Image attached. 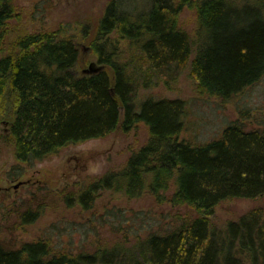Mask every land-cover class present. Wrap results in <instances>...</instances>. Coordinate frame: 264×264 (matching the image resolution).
Wrapping results in <instances>:
<instances>
[{"label": "trees", "instance_id": "obj_1", "mask_svg": "<svg viewBox=\"0 0 264 264\" xmlns=\"http://www.w3.org/2000/svg\"><path fill=\"white\" fill-rule=\"evenodd\" d=\"M16 0H0V132L17 162L29 164L68 143L102 137L118 127L126 132L142 122L148 139L118 171L104 173L67 205L92 207L99 190H121L127 197L150 192L195 211L176 227L149 232L134 249L52 252L38 238L7 245L0 240V264H264V208L228 220L223 230L211 222L215 205L231 197L264 194V131L237 121L216 138L200 143L179 138L185 102L179 98L136 100L139 86L168 84L186 66L200 93L227 99L264 72V17L250 4L233 0H110L94 33L85 36L103 67L74 72L80 52L72 35L60 29L27 31ZM197 14L195 46L178 26L184 7ZM20 22V21H19ZM123 42L129 52L122 61ZM38 212L26 209L23 222Z\"/></svg>", "mask_w": 264, "mask_h": 264}, {"label": "rangeland", "instance_id": "obj_2", "mask_svg": "<svg viewBox=\"0 0 264 264\" xmlns=\"http://www.w3.org/2000/svg\"><path fill=\"white\" fill-rule=\"evenodd\" d=\"M110 0H16L20 20L11 23L27 31L60 29L72 35L80 57L73 69L78 75L91 62H98L87 39ZM237 6H256L264 17V0H233ZM140 4L144 2L139 1ZM20 21V22H19ZM178 26L186 31L197 45L200 32L197 14L184 6L178 14ZM89 34L85 36L84 29ZM122 61L129 52L123 42ZM179 98L185 102L183 128L179 138L200 143L220 135L229 123L237 121L244 129L264 131V72L252 84L227 99L200 93L189 66L184 67L168 84L158 81L150 87L139 86L136 100L143 98ZM8 123L0 119V132H7ZM147 126L139 122L129 131L117 128L102 137L68 143L57 152L25 164L17 162L12 147L0 140V240L7 245L42 238L48 240L52 252L93 251L113 246L134 249L149 232L164 233L196 211L187 204H172L168 198L173 186L165 191V198L157 201L150 192L127 197L121 190L102 189L95 196L91 208L78 203L67 205L64 195L76 193L87 183L107 172L118 171L129 155L146 143ZM264 208V194L258 198L231 197L219 201L211 216L213 225L223 230L228 220H236L253 208ZM26 209L37 211V218L23 222ZM121 249V248H120Z\"/></svg>", "mask_w": 264, "mask_h": 264}, {"label": "water", "instance_id": "obj_3", "mask_svg": "<svg viewBox=\"0 0 264 264\" xmlns=\"http://www.w3.org/2000/svg\"><path fill=\"white\" fill-rule=\"evenodd\" d=\"M101 68H102L101 66H97V67L94 66V63L91 62L87 68H84V69L82 70V72H83V73H91V72H95V71H97V70H99V69H101Z\"/></svg>", "mask_w": 264, "mask_h": 264}]
</instances>
